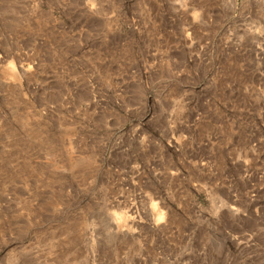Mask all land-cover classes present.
Returning a JSON list of instances; mask_svg holds the SVG:
<instances>
[{"label": "rangeland", "instance_id": "rangeland-1", "mask_svg": "<svg viewBox=\"0 0 264 264\" xmlns=\"http://www.w3.org/2000/svg\"><path fill=\"white\" fill-rule=\"evenodd\" d=\"M0 0V264H264V0Z\"/></svg>", "mask_w": 264, "mask_h": 264}, {"label": "bare ground", "instance_id": "bare-ground-1", "mask_svg": "<svg viewBox=\"0 0 264 264\" xmlns=\"http://www.w3.org/2000/svg\"><path fill=\"white\" fill-rule=\"evenodd\" d=\"M231 7L236 6L237 2L236 0H230Z\"/></svg>", "mask_w": 264, "mask_h": 264}]
</instances>
